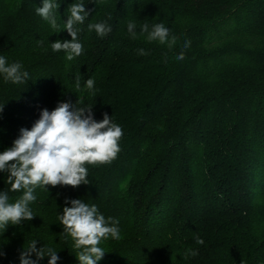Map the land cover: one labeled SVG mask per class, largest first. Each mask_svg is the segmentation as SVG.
I'll use <instances>...</instances> for the list:
<instances>
[{
	"label": "trees",
	"instance_id": "obj_1",
	"mask_svg": "<svg viewBox=\"0 0 264 264\" xmlns=\"http://www.w3.org/2000/svg\"><path fill=\"white\" fill-rule=\"evenodd\" d=\"M53 2L56 29L36 12L43 0H0V56L29 74L19 84L0 74V153L44 108L78 99L122 128L120 151L85 165L87 184L37 187L34 219L0 229V264H21L32 240L56 250L57 264H79L58 219L76 199L118 221L121 238L101 241L97 264H264V0ZM73 3L89 15L74 25L83 51L69 61L51 43L72 40ZM93 23L111 32L100 37ZM157 23L177 37L172 48L141 35ZM9 175L0 171V192L14 203L24 190L12 191Z\"/></svg>",
	"mask_w": 264,
	"mask_h": 264
},
{
	"label": "clouds",
	"instance_id": "obj_2",
	"mask_svg": "<svg viewBox=\"0 0 264 264\" xmlns=\"http://www.w3.org/2000/svg\"><path fill=\"white\" fill-rule=\"evenodd\" d=\"M59 7L53 0H43V6L36 9L39 16L57 28V21L52 10ZM69 17L65 29L71 35V41H56L51 43L53 52L64 51L66 59L71 61L79 57L83 45L78 42L76 24H83L89 13L84 4L73 3L68 8ZM128 32L136 38V24L129 22ZM89 31L95 30L98 36L104 37L111 32V27L106 23H93L88 25ZM59 33V32H58ZM147 34L148 42H159L172 48L177 37L169 39V29L163 23H157L149 30L148 24L141 28V35ZM42 43V41H41ZM185 48L190 47L186 41ZM138 55H147L144 49L138 50ZM176 59H185L184 52ZM22 64L14 62L9 64L5 57L0 56V74L6 81L14 84L22 83L28 72L22 71ZM79 77L76 88L79 89ZM86 87L94 88V80L87 79ZM83 102L78 99L74 104L71 101L60 102L54 110L44 108L39 119L31 129L22 128L20 135L14 140L11 147L0 153V171L8 172L7 183L12 191H23V195L14 203L9 202L7 191L0 192V229H7L9 224L19 225L23 220H32L35 215L29 207L37 197L34 191L37 187L72 186L78 187L87 184L88 169L85 165H99L110 163L120 151L119 141L123 136L122 128L113 123L107 113L102 121L94 119L92 107L80 106ZM3 106H0V113ZM69 203V201H65ZM71 207H64L63 214L58 217L63 227L65 239L71 237L73 247L77 250L76 257L79 264H97L102 260L105 251L99 246L102 240L109 238L119 240L120 229L118 221L112 218L105 219L98 213L95 205L89 206L82 200H71ZM196 243L203 245L204 240L197 237ZM58 252L51 247L37 248V241L32 240L24 246L20 254L21 264H37L38 260L50 257L49 264H57L60 257ZM3 253H0L2 255ZM35 254L36 260L31 259ZM191 255L197 252L191 251Z\"/></svg>",
	"mask_w": 264,
	"mask_h": 264
}]
</instances>
